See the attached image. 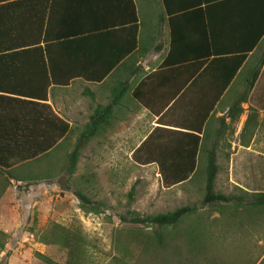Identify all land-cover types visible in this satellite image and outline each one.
Returning a JSON list of instances; mask_svg holds the SVG:
<instances>
[{"label":"crops","instance_id":"crops-1","mask_svg":"<svg viewBox=\"0 0 264 264\" xmlns=\"http://www.w3.org/2000/svg\"><path fill=\"white\" fill-rule=\"evenodd\" d=\"M166 4L170 12L162 0H0V47L12 44L10 31L18 29L33 32L45 50L35 57L0 52V143L21 140L28 124L32 68L45 95L36 101L49 106L33 107L35 124L51 109L68 123L67 135H77L99 106L98 130L84 147L94 144L91 150L107 159L122 153L160 177L204 174L214 134L238 102L229 167L243 176V184L236 182L242 190L264 191L257 167L264 162V0ZM244 52L228 82L235 56ZM261 61L245 96L252 66ZM256 174L263 184L253 182ZM263 257L264 251L255 264Z\"/></svg>","mask_w":264,"mask_h":264},{"label":"rangeland","instance_id":"rangeland-1","mask_svg":"<svg viewBox=\"0 0 264 264\" xmlns=\"http://www.w3.org/2000/svg\"><path fill=\"white\" fill-rule=\"evenodd\" d=\"M218 129L213 137L218 164L214 190L243 194L236 185L243 184V176L231 173L228 162L231 118L223 120ZM77 136L70 133L48 156L13 167L15 173H31L37 179H12L0 194V264H159L156 257L141 253V241L131 238L149 234L153 228L124 221L121 216L133 211L142 215L166 212L186 204L195 205L196 212L185 222L202 217L200 222L210 227L206 232L222 243L217 250L228 257L237 246L246 247L250 256L264 249L263 226L239 233L217 208L202 204L205 174L167 187L150 168L134 164L122 153L101 158L98 150H91L94 144H89L80 149L75 170L68 175L64 165L75 143L71 138ZM257 167L264 171V162L258 161ZM257 177L253 182L263 184ZM247 180L249 185V176ZM77 189L97 202L98 209H83L74 193Z\"/></svg>","mask_w":264,"mask_h":264},{"label":"trees","instance_id":"trees-1","mask_svg":"<svg viewBox=\"0 0 264 264\" xmlns=\"http://www.w3.org/2000/svg\"><path fill=\"white\" fill-rule=\"evenodd\" d=\"M166 1L167 0H162L163 4H165V8L170 12V7L166 4ZM29 32L32 31H27L26 33ZM10 33L12 44L0 47V52L6 50V54L8 55L26 54L32 57L45 54L44 47L39 45V39L34 36L33 32L29 35H25L24 31L14 29L10 31ZM261 34H264V26L261 30ZM254 46L255 45L250 47V50L251 48L253 49ZM246 56L247 52L239 53L235 56L234 63L230 66L228 71V82L242 65ZM163 63H166V58ZM262 63L263 61L252 66L254 73L246 85L244 92L245 96L253 86ZM26 87L29 98V120L28 124L21 129V140H10L0 143V171L2 170L0 194L12 179L16 181L22 179L36 180V175L31 173H28V175L18 174L20 172L15 173L13 167L20 166L21 164L34 163L41 157L48 156L57 145V142L67 137L69 131L68 123L53 113L51 109H49L48 118H43L42 125L39 123L35 124V121L33 122V117L38 116L36 108H33L35 105L47 106L49 108L47 104L36 101L37 99H41L38 97H45V95L39 94V80L35 68H32V72L29 73V80ZM99 109V106L95 108L89 121L79 132L72 150L68 153L67 161L64 165L68 175H71L75 170L80 149L85 146L88 140L94 136L98 130V120L102 115ZM104 109L108 111L110 108L104 107ZM234 109L237 111L236 114L240 112L241 108L238 107V102L237 107L236 105L229 107L228 114L230 118L231 114L234 113L232 112ZM254 112V110H251L247 116L248 118L242 131L248 128L250 117L254 115ZM253 129L254 126L252 125L250 131L253 132ZM10 138H14V136L11 135ZM14 162L20 163L14 166ZM205 165V183L202 204L206 206L209 205L211 208H217L221 217L226 221L228 220L231 225H234L239 233H249L251 230L254 232L258 230L259 226L264 227V191L248 192L243 190V194L240 195L231 193L224 194L215 191L218 164L213 149L208 153ZM171 176H173V178L170 177V175H161L162 182L167 187L186 179L190 182L197 180L199 175L184 174ZM133 190L134 188L132 186L128 193L129 197H132ZM74 193L79 199L80 206L83 209L88 211L98 209L97 202L91 200L81 190L77 189ZM195 212V205L186 204L178 206L170 211L153 214L142 215L133 211L132 215H124L121 216V218L124 221H130L153 228L149 234L138 233L132 235L131 238L135 239L139 244L142 242L140 246L141 253L156 257L155 260H159V264H255L257 262L264 249L255 255L252 253L253 256H250L246 247L237 246L235 247L236 250H231V257H228L223 251H218L217 249L222 246V243L218 237H215L212 233L210 234V232H206L210 227L208 224L206 225L200 222L203 219L202 217L195 218L194 220L189 219L185 222L186 219ZM261 262H264V257ZM121 264L129 263H125L124 261Z\"/></svg>","mask_w":264,"mask_h":264}]
</instances>
